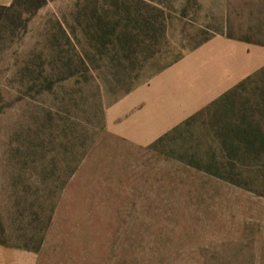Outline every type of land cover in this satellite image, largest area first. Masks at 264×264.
Returning a JSON list of instances; mask_svg holds the SVG:
<instances>
[{
	"label": "rangeland",
	"instance_id": "obj_1",
	"mask_svg": "<svg viewBox=\"0 0 264 264\" xmlns=\"http://www.w3.org/2000/svg\"><path fill=\"white\" fill-rule=\"evenodd\" d=\"M216 34L264 46V0H48L0 40V264H264V195L186 163L208 118L116 132Z\"/></svg>",
	"mask_w": 264,
	"mask_h": 264
},
{
	"label": "crops",
	"instance_id": "obj_2",
	"mask_svg": "<svg viewBox=\"0 0 264 264\" xmlns=\"http://www.w3.org/2000/svg\"><path fill=\"white\" fill-rule=\"evenodd\" d=\"M263 66L264 46L213 35L137 85L115 116L116 132L149 144Z\"/></svg>",
	"mask_w": 264,
	"mask_h": 264
},
{
	"label": "trees",
	"instance_id": "obj_3",
	"mask_svg": "<svg viewBox=\"0 0 264 264\" xmlns=\"http://www.w3.org/2000/svg\"><path fill=\"white\" fill-rule=\"evenodd\" d=\"M47 1L11 0L8 5H0V40L9 39L16 31H24L28 19ZM199 115L208 118L204 122V150L191 155L186 163L263 196L264 67L189 116L181 125Z\"/></svg>",
	"mask_w": 264,
	"mask_h": 264
}]
</instances>
